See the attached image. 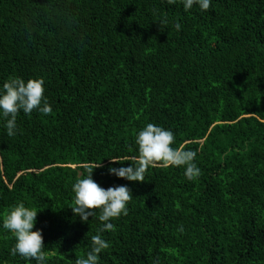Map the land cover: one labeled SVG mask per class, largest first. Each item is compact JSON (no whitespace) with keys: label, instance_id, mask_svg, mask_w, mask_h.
I'll return each mask as SVG.
<instances>
[{"label":"trees","instance_id":"trees-1","mask_svg":"<svg viewBox=\"0 0 264 264\" xmlns=\"http://www.w3.org/2000/svg\"><path fill=\"white\" fill-rule=\"evenodd\" d=\"M12 78L42 79L52 112L18 113L13 137L0 119V217L19 203L38 212L46 264H76L97 234L109 244L98 264H264V0L203 12L179 0H0V85ZM147 123L196 151L197 178L160 164L143 182L109 174L121 166L110 158L138 155ZM90 170L131 192L112 231L72 212V185ZM14 243L0 229V264H35L10 255Z\"/></svg>","mask_w":264,"mask_h":264},{"label":"clouds","instance_id":"clouds-1","mask_svg":"<svg viewBox=\"0 0 264 264\" xmlns=\"http://www.w3.org/2000/svg\"><path fill=\"white\" fill-rule=\"evenodd\" d=\"M169 5L177 3V0H165ZM185 12L198 7L200 11H207L211 0H179ZM176 29L181 25L177 23ZM44 81L42 79L12 78L0 85V119L4 120L3 127L6 135L13 137L17 134V115L22 112L25 115L36 111L43 116L52 112L51 105L43 97ZM175 136L172 130L159 125L147 123L137 132L134 143L138 149V155L134 157L128 166H123L127 158H110L111 164H119V167L109 166L108 172L117 178L127 181H145L146 170L160 164L163 167H184V176L192 181L200 174L196 165V151L173 148ZM99 165H96V167ZM92 171L84 178H78L72 185V212L83 223L89 221V217H96L102 222L100 233L112 231L113 219L121 215H127V204L132 198L127 185H118L107 189L99 186L92 179ZM98 212V215H97ZM37 211L26 207L24 203L13 206L6 215L0 217V229L6 230L15 240L10 249V255L20 257L25 261H34L35 264H46L48 257L44 252L42 234L34 231ZM178 231L183 232V226ZM109 244L100 234L91 237V246L86 258L78 259L76 264H98L99 254L107 249ZM158 264V261L156 262Z\"/></svg>","mask_w":264,"mask_h":264}]
</instances>
